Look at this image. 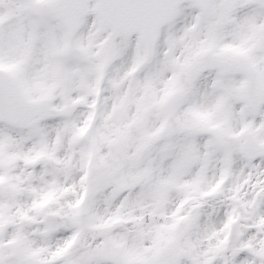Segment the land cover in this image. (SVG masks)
<instances>
[{
	"label": "snow or ice",
	"instance_id": "1",
	"mask_svg": "<svg viewBox=\"0 0 264 264\" xmlns=\"http://www.w3.org/2000/svg\"><path fill=\"white\" fill-rule=\"evenodd\" d=\"M0 264H264V0H0Z\"/></svg>",
	"mask_w": 264,
	"mask_h": 264
}]
</instances>
